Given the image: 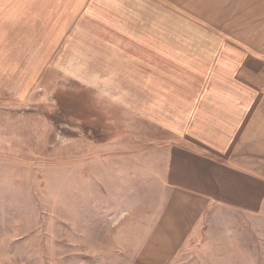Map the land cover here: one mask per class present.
<instances>
[{
	"label": "rangeland",
	"instance_id": "rangeland-1",
	"mask_svg": "<svg viewBox=\"0 0 264 264\" xmlns=\"http://www.w3.org/2000/svg\"><path fill=\"white\" fill-rule=\"evenodd\" d=\"M67 31L58 48L73 38V62L54 60L64 72L46 68L20 100L0 96V264H264V149L255 151L264 133L237 134L224 158L236 194L221 198L211 186L214 201L186 218L178 241L185 218L168 195L187 187L169 178V157L196 145L145 119L140 66L103 62L79 25ZM243 33L252 42L232 48L264 50V15ZM258 61L249 58L246 76L262 93Z\"/></svg>",
	"mask_w": 264,
	"mask_h": 264
},
{
	"label": "crops",
	"instance_id": "crops-1",
	"mask_svg": "<svg viewBox=\"0 0 264 264\" xmlns=\"http://www.w3.org/2000/svg\"><path fill=\"white\" fill-rule=\"evenodd\" d=\"M263 15L264 0H0V96L10 90L20 100L19 91L38 82L46 68L64 72L54 60L62 55L64 66L73 62V38L58 48L72 25L80 26L82 40L97 42L95 56L103 62L127 58L129 66H140L148 87L140 99L152 109L145 119L196 145L169 157V178L187 187L168 195L185 218L174 227L181 241L190 229L186 218H200L214 201L211 186L221 198L236 194L224 158L237 134L264 133V92L246 76L249 58L259 63L264 50L232 48V41L252 42L243 26L248 30ZM259 143L256 152L264 149ZM251 164L261 168L262 162Z\"/></svg>",
	"mask_w": 264,
	"mask_h": 264
}]
</instances>
